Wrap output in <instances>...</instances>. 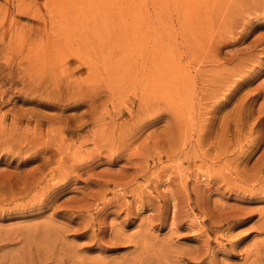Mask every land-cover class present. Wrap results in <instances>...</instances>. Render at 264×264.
<instances>
[{
    "label": "rangeland",
    "instance_id": "1",
    "mask_svg": "<svg viewBox=\"0 0 264 264\" xmlns=\"http://www.w3.org/2000/svg\"><path fill=\"white\" fill-rule=\"evenodd\" d=\"M0 264H264V0H0Z\"/></svg>",
    "mask_w": 264,
    "mask_h": 264
}]
</instances>
